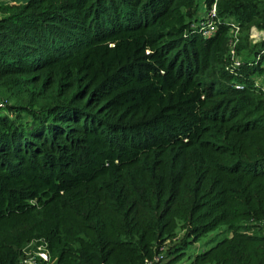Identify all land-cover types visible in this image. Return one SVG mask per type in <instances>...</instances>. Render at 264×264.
<instances>
[{
	"label": "trees",
	"instance_id": "obj_1",
	"mask_svg": "<svg viewBox=\"0 0 264 264\" xmlns=\"http://www.w3.org/2000/svg\"><path fill=\"white\" fill-rule=\"evenodd\" d=\"M199 1L0 0V264H180L219 229L190 264H264V0Z\"/></svg>",
	"mask_w": 264,
	"mask_h": 264
},
{
	"label": "rangeland",
	"instance_id": "obj_2",
	"mask_svg": "<svg viewBox=\"0 0 264 264\" xmlns=\"http://www.w3.org/2000/svg\"><path fill=\"white\" fill-rule=\"evenodd\" d=\"M14 1L18 2L21 0H14ZM199 10H200V15L203 16L206 11V8L204 1L202 0L199 1ZM260 37L261 35L259 33L257 32L254 33V38H260ZM225 236H228L227 233L224 234V230L219 229L217 231H214L213 233L208 234L207 236L202 238L199 242L190 244L186 250V257L180 264H190L192 262L191 257H193L197 253H201L204 250L213 247L217 243V241L221 240ZM53 264H56V261H54Z\"/></svg>",
	"mask_w": 264,
	"mask_h": 264
},
{
	"label": "built area",
	"instance_id": "obj_3",
	"mask_svg": "<svg viewBox=\"0 0 264 264\" xmlns=\"http://www.w3.org/2000/svg\"><path fill=\"white\" fill-rule=\"evenodd\" d=\"M211 17L213 18V19H215L216 18V8H214L213 10H212V12H211ZM216 31V24H215V22L214 21H211V22H209V24H208V28H207V30H206V35H211L213 32H215ZM255 32H257V31H253V35H252V37L254 38V33ZM257 33H259L260 35H261V37L260 38H254V39H264V34L263 33H260V32H257ZM36 257H39V258H41L44 262H45V264H50L49 262H50V256L48 255V253L47 252H45V251H43V250H41L40 249V251L39 252H37L36 254H35V256H33V255H28V258H27V260L25 261V264H38L37 262H36ZM147 264H167V262H166V260L163 258V256H160L159 258H157L154 262H150V263H147Z\"/></svg>",
	"mask_w": 264,
	"mask_h": 264
}]
</instances>
